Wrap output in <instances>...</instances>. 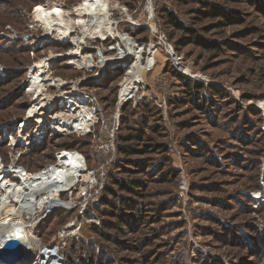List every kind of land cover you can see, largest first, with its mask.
<instances>
[{
	"label": "rangeland",
	"instance_id": "rangeland-1",
	"mask_svg": "<svg viewBox=\"0 0 264 264\" xmlns=\"http://www.w3.org/2000/svg\"><path fill=\"white\" fill-rule=\"evenodd\" d=\"M83 1L0 0V163L6 166L17 162L38 173L70 148L94 164L91 136L49 135L40 147H15L36 97L32 66L64 55L51 79L90 76L68 65L73 46L49 39L35 7L58 5L75 18ZM111 1L113 19L122 21L126 12L145 24L121 22L120 32L147 45V53L153 20L189 68L191 76L182 77L204 87L195 93L159 51L144 88L122 104L117 156L101 193L83 213L43 216L34 228L40 245L58 243L70 264H264V0ZM170 13L185 30L168 21ZM110 74L99 85H81L112 115L126 71ZM74 221L80 226L72 232ZM65 231L70 237L61 239ZM49 250L52 259L60 256Z\"/></svg>",
	"mask_w": 264,
	"mask_h": 264
},
{
	"label": "bare ground",
	"instance_id": "bare-ground-1",
	"mask_svg": "<svg viewBox=\"0 0 264 264\" xmlns=\"http://www.w3.org/2000/svg\"><path fill=\"white\" fill-rule=\"evenodd\" d=\"M36 7L33 13L34 19L45 27L49 39L57 37L61 43L67 42L79 45L87 35L96 34L103 38L111 36L117 41L121 40L125 44L130 42L119 31L118 26L115 27L111 23V19L109 18L110 8L116 7L111 0H84L73 9L76 13L75 18H72L71 14H67L58 5L45 6L39 4ZM86 18H89L90 22ZM104 26H106V29H103ZM77 27L81 29L82 36L75 35ZM145 49L143 45H140L137 55L133 54L135 63L132 62L134 65L131 67V73H129L123 83L122 100L137 92L139 84L144 80L145 69L155 64L156 59L153 56L146 66L143 65L142 55ZM154 49V47L150 49L151 55L154 54ZM119 50L122 57L120 62H122L127 56L126 52L124 53L123 44L119 45ZM67 55L72 58L78 57L77 52H71ZM61 56L51 54L49 58L38 61L30 68V91L34 92L37 102L34 103L23 119L26 127H31L30 124L37 117H41L40 121H42L41 115L46 112L45 109L53 110V105L49 106L51 105V101L56 104L58 103L56 100L58 101V98H60L62 101L61 105H64L62 107H65L69 103L68 101H72L71 99H73L72 97H68L69 94L76 95L72 91L71 93H65L59 95L58 98L52 99L48 93V88L54 82L48 73L55 66L56 60ZM110 59H103L104 65L115 63V58L113 61ZM188 73L191 74V72ZM109 78L111 76L106 80ZM60 82L63 83V81ZM61 97L63 99L65 97V99L63 100ZM86 101V98L80 97L78 102L83 104ZM72 112L68 110L70 116L76 115V120L67 122L66 124L64 122L56 124L55 128L53 127L56 130V134H69L73 131H78L81 126L86 125L87 116L81 117L83 114L79 115V113L70 114ZM43 127H45V124L41 128L42 130H46ZM11 175H13L12 177H16L18 182L8 180ZM0 179V249L9 240L18 239L25 248L27 264H34V262L36 264H70L61 254L58 243L46 245L45 247L40 245V240L33 231L32 225L38 224L37 222L42 215L46 214V207H51V211L61 207L60 192L73 189L80 182L88 183L90 181V175L85 174L84 157L78 152H63L59 155L57 164L50 165L44 170L33 174L20 170L17 166H12L10 169L0 168ZM66 206L73 211L76 204L68 203ZM78 226H80L79 223L74 221L69 226V231L73 232ZM49 248H56L60 254V258L55 257L52 259ZM0 264H2L1 261Z\"/></svg>",
	"mask_w": 264,
	"mask_h": 264
},
{
	"label": "built area",
	"instance_id": "built-area-1",
	"mask_svg": "<svg viewBox=\"0 0 264 264\" xmlns=\"http://www.w3.org/2000/svg\"><path fill=\"white\" fill-rule=\"evenodd\" d=\"M36 8L37 7H35V10ZM110 9L111 10H110L109 18L111 19L112 25L115 27L118 26V29L121 22H126L135 29L145 28L144 27L145 24H143V21L141 19L135 20L134 18L130 17L126 12L123 13L125 15V19H123L122 21H117V19H113L112 16L114 15V12L116 10L114 7L113 8L111 7ZM153 9L154 7H152L151 4H148L146 10L148 14H150L152 19L153 17H155V15H153L154 13ZM151 24L152 25L150 32L153 37L152 39L154 40L152 41L153 43L148 46V52L147 53L146 51L143 52L142 63L144 64V66L148 64L151 57L154 56L153 58L156 59L158 52L161 50H165L170 58V62L173 70L177 73H180V75L191 76V74L188 73L190 72L189 68H187L184 65L183 57L175 51V48L169 43L167 36L163 32H160L161 30L157 27V24L153 22V20ZM103 29H106V26H104ZM121 33L124 36H126L127 39L130 40L129 43L125 44L121 40L117 41L111 36H106L105 38H103L100 35H96V34L87 35L85 38H83V41L80 42L79 45L63 42V44L66 46L70 44L73 46V48L68 53L77 52L78 55V57L75 56L74 58H72L69 55H67L68 53H66L65 56L70 58L68 65H70L73 68L82 70L86 74L90 73V76L72 82H68L62 78H54V79L52 78L54 82L52 86H50L48 89L53 87L58 90V93L54 95L50 94L51 98L52 99L58 98L59 95L65 93H71L72 91H74L76 95L69 94L68 96L69 98L70 97L73 98L71 99L72 101H68L69 103L65 107H62L64 105H61L62 101L60 100V98H58V101L56 100V102H58L56 104L51 101V105L49 106L53 105V110L45 109L46 112L43 111L44 113L41 115L43 118L42 121H40L41 117L40 118L37 117L34 120V122L30 124L31 127H26L25 121L23 120L24 122L21 123L17 128L19 134L15 147L25 146L26 148H30V149L32 147L42 146L47 139L46 137L49 135L69 136L72 134H76L84 137L86 136L92 137L91 161L93 160L92 163L94 164L90 167L88 162L90 158L80 153L81 156L84 157L85 174L90 175V181L88 183L80 182L73 189H70L66 192H60L62 203L60 204L61 207L57 210H65L72 212V209L68 208L66 205L68 203H75L76 207L73 209V211L78 209L80 212L83 213L87 210L86 209L87 206L90 205L95 200V197H97L101 193V190L103 189L106 180V171L110 167V165H112V163L114 162L117 156L116 142L120 127V117H121L120 112H121L122 104L132 100L133 98H136L137 93L142 89V87L144 88L145 86L144 80H142V82L138 86L137 92L132 96L129 95V97L122 100L121 94L123 90V83L125 81L124 80L120 86L117 111L112 115H109V113H107L103 108H101V106L99 105V100L95 97V94L93 92L89 91L88 89L86 90L82 88L83 86L81 85V83L83 81L84 82L86 81L87 84L89 83H95V84L97 83V85L101 84L104 80H106L109 76H111L110 71H115L120 67L121 68L123 67L125 69L126 77L129 75V73H131V67L132 65H134L133 63H135V60H133V54L137 55L138 53L137 50L140 44H138L136 41H133L134 39L131 36L132 34H130L129 32L126 31ZM75 35L82 36V32ZM120 44H123V47L125 49L124 53L126 52L127 55L126 59L122 62H120V59L122 58L120 56L121 52L119 50ZM143 46L147 48V45H143ZM152 47L155 48L153 55L150 54V49ZM105 58L106 59L111 58L110 60L112 61L115 58L116 60H114L115 63H107L106 65H104L103 59ZM131 60L133 63L132 62L129 63V61ZM156 64L157 62L155 61V64L152 67H147L145 69V73L146 71L150 72ZM28 79L31 84L30 77ZM60 81H63V83H61ZM80 97L86 98L87 101L84 102L83 104L79 103L78 101ZM61 98L63 99V97ZM136 100L137 99H135V101ZM35 102H37L36 97L34 99L33 105ZM68 110L73 111L70 114L79 113V115L83 114L81 117L87 116L86 118L87 123L86 125H83L81 127L79 126L80 128L78 131H73L72 133L69 134L68 133L56 134V130L54 129L56 124H61L62 122L66 124L67 122H73V120H76L75 119L76 115L70 116ZM63 116L65 117L63 118ZM67 117L68 119L65 120V118ZM43 124H45V127L43 128H46V130H42L41 127ZM72 150L73 149H63L57 151V153L55 154V163L57 164L59 160V155L62 154L63 152H67V151L78 152ZM50 165L53 164L46 165L43 168V170L49 167ZM12 166H17L18 169L24 170L27 173L32 174L28 172L27 169H25L23 166L19 165L17 162L16 163L13 162L12 164L7 166L3 162L0 163V168L3 169L6 168L10 169ZM12 176L13 175H11L8 178V180H11L10 178H13L14 182H18L17 178ZM66 195L69 196L68 200L63 198ZM45 210L47 212L46 214L42 215V217L49 216L50 213H52L53 211H57V210L51 211V207H46ZM41 218L39 221H41ZM39 221L37 222L38 224ZM38 224H34V226L31 224L33 231ZM65 232H67V234H65ZM65 232H63V236H61V239L65 237H70V235H68V231ZM19 264H27L26 258L22 263L20 262ZM34 264H36V262H34Z\"/></svg>",
	"mask_w": 264,
	"mask_h": 264
},
{
	"label": "water",
	"instance_id": "water-1",
	"mask_svg": "<svg viewBox=\"0 0 264 264\" xmlns=\"http://www.w3.org/2000/svg\"><path fill=\"white\" fill-rule=\"evenodd\" d=\"M26 253L24 246L18 239H11L0 249V261L2 264H19L25 259Z\"/></svg>",
	"mask_w": 264,
	"mask_h": 264
},
{
	"label": "trees",
	"instance_id": "trees-1",
	"mask_svg": "<svg viewBox=\"0 0 264 264\" xmlns=\"http://www.w3.org/2000/svg\"><path fill=\"white\" fill-rule=\"evenodd\" d=\"M168 21L174 26V27H176V28H178V29H181V30H185V28H184V26L173 16V14H168ZM176 75L178 76V77H180L182 80H184L185 81V83L187 84V86L188 87H194V92L196 93H200L199 92V89H201L202 87H204V86H202V85H200V84H198V83H193L192 81H188L187 82V80L184 78V77H182V75H180L179 73H177L176 72ZM70 149H73V148H70ZM145 152L147 153L148 152V150L146 149L145 150ZM135 187H138V183H132ZM122 187V186H121ZM125 188H129L128 186H125Z\"/></svg>",
	"mask_w": 264,
	"mask_h": 264
}]
</instances>
